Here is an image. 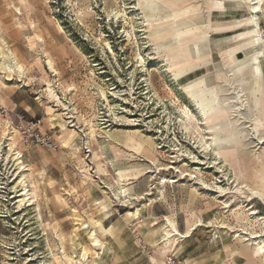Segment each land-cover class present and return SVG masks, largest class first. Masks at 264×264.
<instances>
[{
	"label": "rangeland",
	"instance_id": "rangeland-1",
	"mask_svg": "<svg viewBox=\"0 0 264 264\" xmlns=\"http://www.w3.org/2000/svg\"><path fill=\"white\" fill-rule=\"evenodd\" d=\"M150 1L0 0V48L22 68L0 71V264H264L262 95L245 64L230 71L245 91L227 141L206 130L222 111L202 123L182 88L202 75L219 91L232 28H250L252 13L239 0ZM258 26L264 45V11ZM197 28L203 66L173 80L163 59H179ZM16 114L42 117L57 147L23 144ZM166 219L190 235L163 246Z\"/></svg>",
	"mask_w": 264,
	"mask_h": 264
},
{
	"label": "bare ground",
	"instance_id": "bare-ground-1",
	"mask_svg": "<svg viewBox=\"0 0 264 264\" xmlns=\"http://www.w3.org/2000/svg\"><path fill=\"white\" fill-rule=\"evenodd\" d=\"M223 1L224 0H212L211 3L208 4V6H207V11L212 10V9L222 8L224 6ZM239 1H242L243 3H245L244 5H246V9L248 8L249 12L252 13L251 16H249V18H246V20H245L246 23L250 26V28L246 29L243 32L238 33L237 37H235L237 40H242V42H238L239 47H233V46L229 45L231 47H229L228 49H226L222 53V61L223 62L221 64V67L217 70V73H218L217 75H218L220 82H221L219 91H215L213 93V95H212V93L210 94V92H208L210 87L205 84V79L202 75L196 76L195 78L191 79L188 83H185L182 85V88H183L184 92L186 93V95L188 96V98L190 99L191 103H193L195 106V109L197 111H199V113H200L199 116H200L202 123H206V121L209 120L211 117H214V118L218 117L219 116V115H217L218 111H220V110L222 111V112H220V114L223 118L218 120V121L215 120L212 123H209L206 126V130L208 131L209 135H211V137H217L219 139L221 138V139H224L227 141H229V138L231 136V131L228 128L229 119H230L228 116H230V114L233 115V112L235 111L234 108H231V106L242 104V101L240 99L241 98L240 97V91H242V92L245 91V89H243V88L241 90H237V86L233 82V79H232L234 76V72L231 73L230 71L235 70L236 72H238V75H239L241 68H237V66H241V65L245 64L246 65V72L243 71V73H240V75L243 79H246V81L250 85L252 91H257V92H259V94L262 95V98L260 99L261 100L260 105H262L264 103L263 72H262L261 63L259 60L260 57H262V56H263L262 58H264V45H263V36H262V33L259 30V26H258L259 15L262 11H264V0H239ZM143 6L145 9H150L152 6L151 1L150 0H142L141 7L143 8ZM172 6H174V5H172ZM166 12H168V11H166ZM186 12H187L186 8H182V9L177 10V14L180 15L181 18H183V17L187 18ZM182 22H183V24H185L184 27H186L185 28V31H186L188 28L187 26H188L189 22H188V20H183ZM233 23H235V22H233ZM229 28L230 27H228V26L227 27L223 26V27L217 28L216 30H229ZM206 33H208V30L206 31ZM183 34H184V32H183ZM183 34L178 35V36L176 35L175 38H173V39H177L179 42V40H182V39L185 40L187 37H189V36H186ZM190 36H191L190 47L187 48V50L184 49L183 47H181L179 49L180 56H181L179 59H174L172 62H169L167 60V58L163 59L165 61V64H166L165 70L169 71V73L171 74L169 76H171L173 80H179L180 78L187 75L188 73L195 72L201 66H203L204 62L197 60V58H199V53H200L198 43L200 41L201 42L206 41L207 35L206 36L201 35L199 32V28H197L196 31L194 32V34H192ZM236 39H234V40H236ZM201 46H203V45H201ZM240 47L245 49V54L240 58H236L234 53ZM195 58H196V60H195ZM193 59H194V62L191 61ZM13 65L14 64H12L10 62L8 54L2 48H0V71L13 72V71L19 70L22 72V68L20 67V65H17L16 67H14ZM162 66H164V65H162ZM215 86L216 85H214L213 87H215ZM48 91L51 93L52 88H49ZM221 95H228L226 97L222 96V97H225L224 98L225 100H227L226 104H228V103L230 104V105H228L227 109L220 107V105L218 103ZM238 100H240V101H238ZM50 110H52V109H50ZM182 125H183V123H182ZM184 128H185V126H184ZM217 128L220 129L221 132L219 133V135L216 136L215 131ZM130 141H128V142H130ZM146 152L149 153L150 148H147ZM149 172H150V170H149ZM117 174L120 177V176H122L123 173H122V171H119ZM162 182L168 183V182H173V180L170 179V181L169 180L166 181L165 179H163ZM126 190L127 189H123L122 191L125 193ZM166 220H167V223L163 226V229H162L163 235H162V240H161L163 246H165V247L169 243H171L172 240H174L175 236L186 237V236L190 235V233L193 229V227H190L186 231L185 234H181L177 230L176 226L174 225V223L172 221H170L169 219H166ZM80 226L85 227V223H81ZM150 259L153 262V258L151 257Z\"/></svg>",
	"mask_w": 264,
	"mask_h": 264
},
{
	"label": "built area",
	"instance_id": "built-area-1",
	"mask_svg": "<svg viewBox=\"0 0 264 264\" xmlns=\"http://www.w3.org/2000/svg\"><path fill=\"white\" fill-rule=\"evenodd\" d=\"M0 113L7 114L4 106L0 102ZM18 122L19 133L21 134V141L23 144L33 142L41 145L49 150H54L57 145L54 137L47 130H41L42 117L27 119L24 114H16ZM153 264V263H151ZM162 264H190L185 260L178 259L174 254H168L162 261Z\"/></svg>",
	"mask_w": 264,
	"mask_h": 264
},
{
	"label": "crops",
	"instance_id": "crops-1",
	"mask_svg": "<svg viewBox=\"0 0 264 264\" xmlns=\"http://www.w3.org/2000/svg\"><path fill=\"white\" fill-rule=\"evenodd\" d=\"M227 31H230V29L227 30ZM232 31H233L232 37H233V41H234L233 47H239V44H238L237 40H234V39H236L235 37H237V34L238 33L243 32V31L241 29H239L238 27L232 28ZM243 50H245V49L244 48H241V47L238 50H236V52L234 53L235 57L238 58V55L241 54L243 52ZM152 258H153V262L154 263H156V264H162V262L157 261L154 257H152ZM233 264H239V263L236 262V261H234Z\"/></svg>",
	"mask_w": 264,
	"mask_h": 264
}]
</instances>
